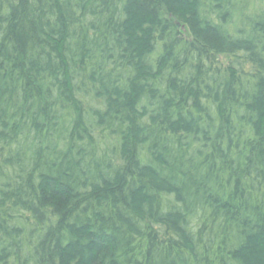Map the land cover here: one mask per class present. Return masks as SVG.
Listing matches in <instances>:
<instances>
[{"label": "trees", "instance_id": "obj_1", "mask_svg": "<svg viewBox=\"0 0 264 264\" xmlns=\"http://www.w3.org/2000/svg\"><path fill=\"white\" fill-rule=\"evenodd\" d=\"M0 264H264V0H0Z\"/></svg>", "mask_w": 264, "mask_h": 264}, {"label": "rangeland", "instance_id": "obj_2", "mask_svg": "<svg viewBox=\"0 0 264 264\" xmlns=\"http://www.w3.org/2000/svg\"><path fill=\"white\" fill-rule=\"evenodd\" d=\"M186 32V31H185Z\"/></svg>", "mask_w": 264, "mask_h": 264}]
</instances>
